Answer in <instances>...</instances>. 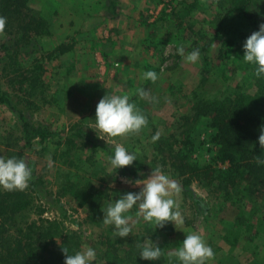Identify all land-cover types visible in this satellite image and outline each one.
<instances>
[{"label":"rangeland","instance_id":"1","mask_svg":"<svg viewBox=\"0 0 264 264\" xmlns=\"http://www.w3.org/2000/svg\"><path fill=\"white\" fill-rule=\"evenodd\" d=\"M167 3L168 13L160 17L159 32L168 36L169 43L168 40L159 42L162 46L159 52L166 46V62L173 70L157 73V81L144 88L147 96L137 99V108L148 119L147 127L139 134L115 138L117 143L136 154L137 161L132 166L139 168L142 180L151 175L152 169H162L163 159L172 164L176 142L184 140L185 132L195 144L191 159L202 165L212 162L217 150L211 143L213 131L203 119L188 124L182 120L190 114L193 93L206 100H215L234 91L253 94L256 90V79L245 62L241 65L228 63L223 69L217 56L223 41L229 39L240 43V59L243 60L244 42L264 24V0H234V4L232 0H167ZM219 3L224 7L221 8ZM48 4L52 5V2L31 0L30 7L51 22L49 34L23 40L17 34L0 33V87L11 95L8 105H0V156L4 157L7 148L21 152L22 159L31 167L29 182L33 184L25 189L31 198V207L16 217L12 225L22 228L33 222L57 224L64 233L76 235L80 245L78 251L87 247L96 250L94 264L104 260L102 254L109 242L121 248L129 239L141 240V244L145 239H151L161 247V259L147 260L148 264H179L175 250L185 236L193 232L200 234L213 249L215 259L210 264H264V181L259 187L260 194L240 198L239 191L224 195L223 191L215 192L208 183L193 180L186 183L187 177L180 178L166 167L164 173L179 187V193L174 196L178 210L184 216V224L179 228L172 222L163 228L156 227L144 221L137 208L129 213L132 232L124 238L116 237L114 227L104 223L99 226L87 219L86 209L79 207L65 192L67 182L92 184L99 191L108 186L107 198L101 203L102 212L110 199H119L120 194L127 192L138 193L141 187L133 188V183H125L126 179L133 180L123 168L116 172L109 167V157L114 149L91 129L95 115H91L92 119L88 115L85 121L73 120L82 109L95 114L96 108L83 106V98L79 97H72L68 104L71 90L59 87V83L58 89L54 88L53 83L57 81L49 72L51 63L41 62L42 72L39 73V69L33 72L42 74L41 82H38L42 86L36 88L31 97L12 92V86L7 84L6 76L13 70L26 71L31 77V70L39 64L38 59L44 61L43 52L50 51L48 47L52 44L48 38L58 26L53 22ZM248 14L254 18H248ZM175 18L184 23L181 28L177 27ZM3 44L8 45L7 50L1 49ZM180 47L184 48V57L195 48L200 51L207 47L206 65L201 56L198 63H187L177 52ZM203 77L206 84L199 89ZM25 101L32 104L27 105ZM59 117L63 118L61 123ZM23 123L33 129L28 139L23 137ZM74 125H78L75 133H78L77 141L82 148L72 151L69 164V157H61L65 148L61 144ZM157 133L159 142L152 139ZM16 138L19 141L14 143ZM241 217L247 219L243 225L238 224Z\"/></svg>","mask_w":264,"mask_h":264},{"label":"trees","instance_id":"2","mask_svg":"<svg viewBox=\"0 0 264 264\" xmlns=\"http://www.w3.org/2000/svg\"><path fill=\"white\" fill-rule=\"evenodd\" d=\"M30 3L31 0H0V17L6 19L4 32L17 34L23 40L49 34V21L31 8ZM232 3L234 4V0ZM219 5L221 8L224 7L222 3ZM252 17L253 15L248 14V18ZM175 19L177 27L181 28L184 23L178 21V18ZM195 44L194 42L193 45ZM1 49L7 50L8 45L3 44ZM71 49V44L62 43L53 49L49 48L50 51L45 50L42 54L44 61L39 59V62L34 61L39 64L37 68L31 70V77L22 70L10 72L6 76V82L12 86V92L23 93L27 97L33 96L36 88L42 86L38 84L41 82L42 74H33L38 69L39 73L42 72L44 68L41 62L50 64ZM206 50L207 47L200 50V56L205 65ZM240 50V43L229 39L223 41L217 56L223 69L229 65L228 63L241 65L243 60L240 59ZM245 66L256 79V90L253 94L234 91L215 100H206L198 93H193L190 114L182 119L187 124L190 121L198 122L203 119L208 128L213 131L211 143L217 146V150L212 162L202 165L191 159L195 144L190 134L185 132L184 140L176 142L175 156L172 152L174 156L172 164L163 159V172L167 171L166 167H168V170L171 169L178 177H187L186 183L191 180L208 183L214 187L215 192L223 191L224 195H230L233 190L239 191L240 198L247 197L249 194L251 196L260 194L259 187L264 181V147L259 144V137L264 130V76L257 77L253 65L246 63ZM205 84L206 80L203 77L199 89H202ZM10 100V92L0 87V105H8ZM25 103L32 104L26 101ZM77 126L71 127L67 139L61 144L65 147L61 157H69V164L72 161L70 156L72 151L82 148L77 141L78 133H75ZM22 131L23 137L28 139L33 129L23 123ZM8 138L7 140L10 141ZM18 141L19 138H16L13 142ZM4 157L22 159L23 155L21 152L7 148L4 151ZM123 169L133 181L142 180L138 174L139 168L130 166ZM31 185L33 184L29 182V186ZM65 187H67L65 192L78 206L86 209L87 219L99 226L103 225L101 203L107 198L108 186L99 191L92 184L67 182ZM31 203V198L25 190L9 192L0 189V264H64L63 248H67L69 254H75L79 250V240L74 233H64L54 223L33 222L22 228L12 225L16 217L23 215L31 207ZM246 222V218H238L239 225ZM140 241L129 239L121 248L115 246L116 243L109 242L102 254L104 260L101 264H148L147 260L139 256L142 245Z\"/></svg>","mask_w":264,"mask_h":264},{"label":"crops","instance_id":"3","mask_svg":"<svg viewBox=\"0 0 264 264\" xmlns=\"http://www.w3.org/2000/svg\"><path fill=\"white\" fill-rule=\"evenodd\" d=\"M49 1L58 27L48 38L52 44L48 48L62 43L72 45L69 52L48 65L57 81L54 88L57 90L59 83V87L71 90L68 104L72 97H79L83 98V106L94 110L106 94H128L137 104L138 91L149 88L151 83L143 79L144 72L161 74L173 70L166 62V46L159 52V42L168 40L159 32L160 17L168 13L167 0ZM92 112L84 108L73 120L85 121L88 115H95ZM59 120L61 123L63 118ZM140 187L143 185L133 186Z\"/></svg>","mask_w":264,"mask_h":264},{"label":"clouds","instance_id":"4","mask_svg":"<svg viewBox=\"0 0 264 264\" xmlns=\"http://www.w3.org/2000/svg\"><path fill=\"white\" fill-rule=\"evenodd\" d=\"M6 19L0 17V33L4 32ZM243 62L253 65L257 77L264 76V24L259 30L253 32L243 44ZM179 55L184 57V48L177 49ZM199 49L191 51L184 57L187 63L196 64L200 59ZM143 79L155 83L158 74L155 71L143 73ZM138 95L141 98L147 93L140 89ZM148 125V119L137 108L128 94H106L96 106L94 123L91 127L99 138L105 139L107 144L114 149L109 157V167L118 169L130 167L137 156L125 146L115 141L117 137H125L131 134H139ZM153 141L159 139V133L152 137ZM259 144L264 147V130L259 137ZM32 178V170L26 160L16 157L5 158L0 156V189L12 191H24L29 187ZM142 181V182H141ZM134 185H143L138 192L120 194L119 199H110L103 210V223L115 229L116 237L124 238L132 232L129 224V213L137 208L142 214L143 220L163 228L166 223L172 222L176 228L184 224V216L178 210L174 196L179 193L177 183L170 179L161 168L152 169L151 175L144 180L130 181ZM64 264H94L96 250L87 247L84 251L69 254L67 248ZM163 255L161 247L151 239H145L140 246L139 256L143 260L159 261ZM175 256L179 264H210L214 261L215 253L207 245L204 238L198 233H190L185 236L180 246L175 250Z\"/></svg>","mask_w":264,"mask_h":264}]
</instances>
